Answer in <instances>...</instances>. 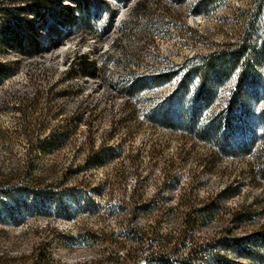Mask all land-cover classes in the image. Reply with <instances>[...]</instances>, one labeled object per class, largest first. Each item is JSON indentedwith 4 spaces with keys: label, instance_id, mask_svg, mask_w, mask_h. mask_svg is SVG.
<instances>
[{
    "label": "rangeland",
    "instance_id": "374dc122",
    "mask_svg": "<svg viewBox=\"0 0 264 264\" xmlns=\"http://www.w3.org/2000/svg\"><path fill=\"white\" fill-rule=\"evenodd\" d=\"M251 2L202 13L201 0H0V180L19 183L0 197V264H32L42 251V264H136L183 229L180 257L194 242L264 230V100L230 118L226 80L197 119L209 142L186 133L196 80L174 95L186 57L227 40ZM213 142L252 148L225 154ZM156 195L160 211H134ZM212 199L220 215L186 226ZM240 210L249 223L235 220Z\"/></svg>",
    "mask_w": 264,
    "mask_h": 264
},
{
    "label": "trees",
    "instance_id": "16d2710c",
    "mask_svg": "<svg viewBox=\"0 0 264 264\" xmlns=\"http://www.w3.org/2000/svg\"><path fill=\"white\" fill-rule=\"evenodd\" d=\"M219 1L224 0H201L197 11L207 13L209 6ZM136 13H139V11L136 10ZM263 14L264 0H252L249 6L238 9L234 13L233 16L238 26L227 40L217 43L207 52L186 57L182 63L183 77L174 95H183L188 86L195 80L197 84V106L193 107L192 117L186 125L188 126L186 130L188 135H197L203 141H215L210 137L209 132L197 130V119L203 108L210 107L217 88L232 77L235 79V88L227 107L230 118L236 116L240 110L246 109L249 101L261 102L264 100V73L262 72L264 66ZM62 22L64 21L62 20ZM0 70H3L1 64ZM172 76V73L168 75L169 78H172ZM133 90L135 89L132 87L128 94H133ZM261 113L264 115V109L261 110ZM164 118L167 125L176 126L177 123L174 120L167 116H164ZM52 143L48 139H44L39 142V145L45 148ZM213 144H215L218 152L223 151L225 154L230 151L243 154L251 151L252 148V145L240 146L236 150L234 147H226L220 145V143L213 142ZM100 157L97 154H90L86 160L91 163H98ZM257 172L264 178V169H259ZM167 174L166 178L169 177V174ZM9 182L8 179L0 180V197L11 195L13 191L19 189V183L9 184ZM73 188L77 189L76 187ZM158 200V195H156L148 201H141L135 206L134 211L144 216L155 214L160 211ZM222 210V204L217 199H212L210 202L187 212L185 224L186 226L192 224L196 215L204 218H217ZM245 214V211H237L235 220L240 224L249 223L251 221L250 217ZM132 229L143 242L145 240L144 232L134 226H132ZM187 240L189 238L185 229L179 233L176 239L171 236L159 238L158 242L162 244V249L151 251L145 258L137 261L136 264H143V260H145V264H207L208 260L211 259L217 261L218 264H233L228 258V253L231 251L246 258V264H264V230L250 233L244 237L222 234L207 241L194 242L186 254L181 257L174 254L173 251L178 249L180 242L184 243ZM170 243H173L172 248L165 249L164 247ZM246 243L250 244L248 247L253 248H247ZM47 259H49V254L42 251L39 255L34 256L32 264H42Z\"/></svg>",
    "mask_w": 264,
    "mask_h": 264
},
{
    "label": "bare ground",
    "instance_id": "6f19581e",
    "mask_svg": "<svg viewBox=\"0 0 264 264\" xmlns=\"http://www.w3.org/2000/svg\"><path fill=\"white\" fill-rule=\"evenodd\" d=\"M59 51H61V52H62V51H63V49L61 48Z\"/></svg>",
    "mask_w": 264,
    "mask_h": 264
},
{
    "label": "water",
    "instance_id": "95a60500",
    "mask_svg": "<svg viewBox=\"0 0 264 264\" xmlns=\"http://www.w3.org/2000/svg\"><path fill=\"white\" fill-rule=\"evenodd\" d=\"M142 263L145 264V260Z\"/></svg>",
    "mask_w": 264,
    "mask_h": 264
}]
</instances>
